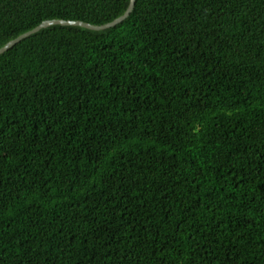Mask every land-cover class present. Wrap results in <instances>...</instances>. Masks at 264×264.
Returning <instances> with one entry per match:
<instances>
[{
  "label": "trees",
  "instance_id": "16d2710c",
  "mask_svg": "<svg viewBox=\"0 0 264 264\" xmlns=\"http://www.w3.org/2000/svg\"><path fill=\"white\" fill-rule=\"evenodd\" d=\"M130 0H0V49ZM0 264H264V0H136L0 55Z\"/></svg>",
  "mask_w": 264,
  "mask_h": 264
},
{
  "label": "water",
  "instance_id": "95a60500",
  "mask_svg": "<svg viewBox=\"0 0 264 264\" xmlns=\"http://www.w3.org/2000/svg\"><path fill=\"white\" fill-rule=\"evenodd\" d=\"M135 2H136V0H130L127 10L125 11V13L122 16L116 18L112 22H109V23H106L103 25H92V24L85 23L82 21H69V20L68 21H66V20L44 21L39 26L34 28L33 30H31L27 33H24V34L20 35L19 37H17L16 39L8 42L5 46H3L0 49V55L3 54L4 52H6L7 50H9L10 48H12L13 46H15L21 40L39 32L42 29H45V28H48V27L54 26V25L78 26V27L86 28V29L93 30V31H102V30H106V29L115 27L116 25L122 23L131 14V12L133 11V9L135 7Z\"/></svg>",
  "mask_w": 264,
  "mask_h": 264
}]
</instances>
